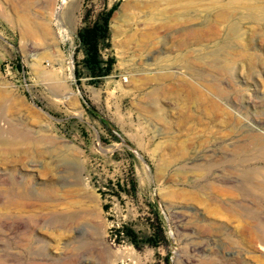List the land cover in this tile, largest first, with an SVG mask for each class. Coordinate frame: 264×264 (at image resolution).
Returning <instances> with one entry per match:
<instances>
[{
	"label": "rangeland",
	"instance_id": "obj_1",
	"mask_svg": "<svg viewBox=\"0 0 264 264\" xmlns=\"http://www.w3.org/2000/svg\"><path fill=\"white\" fill-rule=\"evenodd\" d=\"M114 6V70L78 80ZM0 123L9 264H264V0H0Z\"/></svg>",
	"mask_w": 264,
	"mask_h": 264
},
{
	"label": "trees",
	"instance_id": "obj_2",
	"mask_svg": "<svg viewBox=\"0 0 264 264\" xmlns=\"http://www.w3.org/2000/svg\"><path fill=\"white\" fill-rule=\"evenodd\" d=\"M116 8L117 6H114L98 13L90 22L88 21L90 13H87V23L79 29L77 34L79 51L83 54L76 68L78 80L81 77H88L90 84L97 86L112 74L116 60L113 57L106 59L103 53L104 50L111 48L110 24ZM131 188L133 191L137 189L135 181L131 182ZM153 228L154 233L149 237H141L126 225L115 232L118 240L127 239L139 249L143 245L158 247L164 240V232L160 225H153ZM164 260L166 264H171L168 256Z\"/></svg>",
	"mask_w": 264,
	"mask_h": 264
},
{
	"label": "bare ground",
	"instance_id": "obj_3",
	"mask_svg": "<svg viewBox=\"0 0 264 264\" xmlns=\"http://www.w3.org/2000/svg\"><path fill=\"white\" fill-rule=\"evenodd\" d=\"M25 23V22H24ZM24 32L26 33V35L29 33V34H33L34 32L32 31V29H25L24 28ZM217 66V65H216ZM2 133H3V127H2V124L0 123V142H2V139H1V135H2ZM34 164H36L35 163V161H32L31 162V165L32 166H35ZM12 185H13V183H12ZM20 187H19V185L18 184H14L10 189H9V191H8V193H7V195H6V200L8 201V203L9 202H11V200H15L16 198H18V197H22L23 196V193L22 192H20L18 189H19ZM26 195V194H25ZM5 198V197H4ZM0 264H9L8 262H6V261H4V260H2L1 258H0ZM63 264V263H62ZM65 264V263H64Z\"/></svg>",
	"mask_w": 264,
	"mask_h": 264
}]
</instances>
